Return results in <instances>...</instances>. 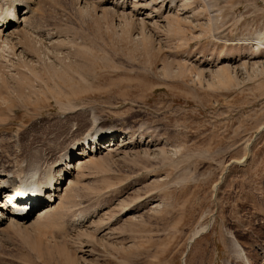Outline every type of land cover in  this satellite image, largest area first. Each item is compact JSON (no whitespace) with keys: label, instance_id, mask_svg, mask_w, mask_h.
<instances>
[{"label":"rangeland","instance_id":"rangeland-1","mask_svg":"<svg viewBox=\"0 0 264 264\" xmlns=\"http://www.w3.org/2000/svg\"><path fill=\"white\" fill-rule=\"evenodd\" d=\"M35 7L0 51V172L62 165L96 126L128 140L2 225L0 264H264V0Z\"/></svg>","mask_w":264,"mask_h":264},{"label":"bare ground","instance_id":"bare-ground-1","mask_svg":"<svg viewBox=\"0 0 264 264\" xmlns=\"http://www.w3.org/2000/svg\"><path fill=\"white\" fill-rule=\"evenodd\" d=\"M36 2L37 0H0V51L2 53L10 49L15 52L18 46L21 48L22 45H20V43L22 42V39L25 41V38H31L30 34H32L33 31L31 33L26 31L33 26ZM22 32L24 34L23 36L21 34ZM20 51H24V49L22 50L21 48ZM26 64H28V62H26ZM12 75L16 76V74ZM81 110L83 111L84 109L82 108ZM112 133L117 135L118 131L96 126L91 132H89L83 141L77 142L68 152L63 160L64 163H62V170L59 168V166H62L61 164H51L48 169L43 171L40 163L38 161H33L31 165L28 163V171L26 174L21 177H15L16 179L12 178L13 180H11L10 174L6 173V171L0 172V227L8 222H14L18 225H26L31 219L36 218V216L37 218L46 216L51 209L56 207L58 200L62 197L61 195L64 191L63 185L67 183L65 188L67 189L69 185L75 184H73L71 178L74 171L82 170V168L87 167V165L94 164L96 160L99 159V156L101 158L102 155L104 156L118 152V149L121 146L127 144L128 138H125L120 141L118 140L115 145H110L112 138L116 136L115 135L108 140V136ZM33 158H35V156ZM57 168H59V170H57ZM68 176L69 178H67ZM74 180L78 179L75 178ZM74 186L76 187V185ZM33 207L34 209L31 210ZM51 213L53 215L55 212L52 211ZM232 242L237 255L238 253L241 254L240 252L243 248H241L239 242L237 240L233 241V239ZM235 250L232 252H235Z\"/></svg>","mask_w":264,"mask_h":264}]
</instances>
